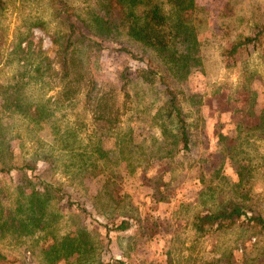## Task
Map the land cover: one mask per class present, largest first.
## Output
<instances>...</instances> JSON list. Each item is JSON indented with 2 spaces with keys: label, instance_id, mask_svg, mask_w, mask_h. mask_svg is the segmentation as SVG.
I'll return each instance as SVG.
<instances>
[{
  "label": "rangeland",
  "instance_id": "rangeland-1",
  "mask_svg": "<svg viewBox=\"0 0 264 264\" xmlns=\"http://www.w3.org/2000/svg\"><path fill=\"white\" fill-rule=\"evenodd\" d=\"M154 2L178 58L128 34ZM263 26L264 0H0V264H264Z\"/></svg>",
  "mask_w": 264,
  "mask_h": 264
},
{
  "label": "trees",
  "instance_id": "trees-1",
  "mask_svg": "<svg viewBox=\"0 0 264 264\" xmlns=\"http://www.w3.org/2000/svg\"><path fill=\"white\" fill-rule=\"evenodd\" d=\"M145 18L144 24L134 25V27H130L128 30L129 35L136 36L137 38L141 39L145 44H150L153 46H156L158 48H161V50H164V52L169 53L170 57L178 58L176 55V52H171L170 49V43L168 40H166V36H163L161 34V31L163 28H159L162 24H164L165 16L161 10V6L154 2L152 3L148 10H145V14L143 16ZM187 33L190 32L191 39H194V31H191V28L188 26H185ZM264 30V26L262 27ZM257 41V36L255 37H246L243 40H239L236 42L231 50L230 53L237 52L240 48H242L245 45H248L249 43ZM195 47V45L193 46ZM187 55H184L182 58H189L190 57V48ZM120 50L128 51L127 47H121ZM185 67L184 66L182 68ZM167 92L170 96V106L168 111V118L175 116L177 119V122L179 124L177 129V134L179 137V140L183 143L184 149L189 150L190 148V134L189 129L187 126V121L183 115V111L180 108L178 101H177V94L176 91H174L171 88H167ZM31 111V110H30ZM36 115H38L39 112H41L40 109H35ZM264 120V118L262 119ZM258 127L261 126V124L257 125ZM5 168L0 169V171H5ZM243 216H247V212L242 207H234L232 209H223L220 211H214L211 213H207L205 215H199L198 216V223L201 225V229L205 227V225H209L214 231L220 230V228H223L224 226L233 224L237 219H240ZM257 219L259 222L264 223V218L260 216H250L249 220H255ZM132 222L128 219H124L121 221L119 225L115 226V229L117 230H127L131 227ZM5 259V255H3L0 251V260ZM68 259L66 254H62L61 252H58L55 257V261L59 262L60 260ZM121 263V262H120ZM109 264V263H106Z\"/></svg>",
  "mask_w": 264,
  "mask_h": 264
}]
</instances>
